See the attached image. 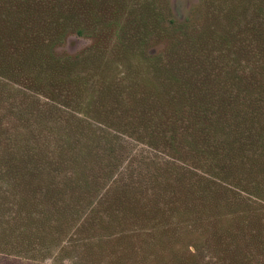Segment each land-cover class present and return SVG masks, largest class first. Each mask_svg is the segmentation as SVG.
<instances>
[{
    "label": "trees",
    "instance_id": "obj_1",
    "mask_svg": "<svg viewBox=\"0 0 264 264\" xmlns=\"http://www.w3.org/2000/svg\"><path fill=\"white\" fill-rule=\"evenodd\" d=\"M165 2L0 0V255L264 264V0ZM186 182L249 200L262 250L199 232Z\"/></svg>",
    "mask_w": 264,
    "mask_h": 264
},
{
    "label": "rangeland",
    "instance_id": "obj_2",
    "mask_svg": "<svg viewBox=\"0 0 264 264\" xmlns=\"http://www.w3.org/2000/svg\"><path fill=\"white\" fill-rule=\"evenodd\" d=\"M204 1V0H203ZM219 3L225 0H216ZM229 3V2H228ZM165 5H168L169 8V18L176 22H184L188 18H195L196 13L200 11V2L199 0H167ZM228 5V4H227ZM227 5L216 4V6L221 9H229ZM194 20V19H193ZM200 20H198L199 22ZM91 45V40L78 37L77 35H70L64 41L62 47L58 49V52L66 53L69 55H76L82 50L86 49ZM159 46H156L148 53L150 55H156L159 51ZM179 189L175 191L180 194L181 199H183V204L187 203L189 205H194L197 209H194L188 220L194 225L198 226L199 232H202L206 236L214 229H218L219 236H225L226 238L232 235H239L240 239L245 241L248 245L247 249L251 250H262L259 245L254 244V240L251 243L247 241L249 237L245 240L244 237L248 234L254 236V232L250 226V217L248 215L250 211L247 208L251 209L253 207L249 200L243 199L242 197H237V194H241L233 191L229 193L225 185L218 184L215 186H197L196 182H186L182 183ZM242 196L246 197V195ZM254 200V199H253ZM260 205H264V202H261ZM261 211V221L264 224V206L259 210ZM260 213V212H259ZM185 218V219H186ZM222 227L220 229L219 227ZM76 227V226H75ZM212 227V229H211ZM214 228V229H213ZM202 239L205 237L202 234H199ZM264 235V232H263ZM197 236V233H196ZM195 238V237H194ZM218 250H221L220 243L215 244ZM258 259V258H257ZM261 260V259H260ZM256 261V260H254ZM205 262V261H200ZM0 264H68L67 262L54 263L51 260H44L40 262L30 261L26 259L16 258V257H6L0 255ZM70 264V263H69ZM197 264V263H196ZM200 264V263H198ZM205 264V263H204Z\"/></svg>",
    "mask_w": 264,
    "mask_h": 264
}]
</instances>
